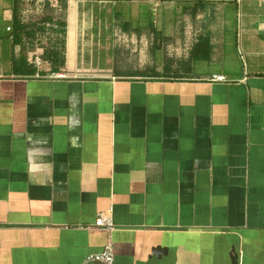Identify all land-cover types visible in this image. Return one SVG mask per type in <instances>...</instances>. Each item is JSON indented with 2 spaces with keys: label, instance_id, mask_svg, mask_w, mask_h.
<instances>
[{
  "label": "crops",
  "instance_id": "1",
  "mask_svg": "<svg viewBox=\"0 0 264 264\" xmlns=\"http://www.w3.org/2000/svg\"><path fill=\"white\" fill-rule=\"evenodd\" d=\"M134 2L179 7L210 38V59L178 79L120 77L114 54L88 55L77 33L55 72L22 60L9 36L0 264H83L110 240L114 264H233L234 250L239 264H264V0ZM95 4L68 0V24L72 9L78 18ZM196 4V17L183 10ZM246 4L260 10L238 12ZM13 8L0 0L6 33ZM110 211L112 233L87 229Z\"/></svg>",
  "mask_w": 264,
  "mask_h": 264
},
{
  "label": "rangeland",
  "instance_id": "2",
  "mask_svg": "<svg viewBox=\"0 0 264 264\" xmlns=\"http://www.w3.org/2000/svg\"><path fill=\"white\" fill-rule=\"evenodd\" d=\"M95 5L97 7L85 12L87 15L80 14L78 18L77 12L72 10L68 24L66 9L58 5L48 6L45 0H22L21 18L22 23L28 28V35L24 37L22 49L16 48L18 55L22 60L33 65L39 57L41 64L36 65L42 68L46 54L57 47L56 43L67 44L69 38V49L72 50L78 33V41L88 55L92 54L94 58L103 60L107 59L110 53L114 54L116 69L121 72L146 71L155 64L158 66V71L163 72L167 59L186 60L198 39V33L192 26V18L185 20L181 14H178L181 9L174 5L149 7L142 3H123L117 8L120 19L112 17L116 13L112 4ZM241 10L259 11L260 9L246 4L243 8L241 6L238 8V12ZM97 11L103 14L111 11L110 17L96 19ZM228 11H232L231 8ZM233 11L235 17L230 16L224 20L229 31V35L226 36L227 43H234L232 30L233 28L236 30L239 25L236 6ZM124 21L131 22V27L127 31L123 27ZM61 22L67 23L65 34L61 32ZM77 23L80 24V28L77 27ZM81 26L86 29H81ZM159 31L163 32L165 39L159 44L161 48L156 49L158 44L155 32ZM9 36L11 31L6 33V25L0 22V46L3 49L0 52V63L5 65L9 63L11 55Z\"/></svg>",
  "mask_w": 264,
  "mask_h": 264
},
{
  "label": "trees",
  "instance_id": "3",
  "mask_svg": "<svg viewBox=\"0 0 264 264\" xmlns=\"http://www.w3.org/2000/svg\"><path fill=\"white\" fill-rule=\"evenodd\" d=\"M21 1L22 0H14V8H13V19L11 27H9V31H11V37L13 39L14 45H21L24 37L28 35V28L26 25L22 23L21 18ZM48 6L60 5L61 8L66 9L68 7V0H45ZM95 1L97 4H114L116 10L115 12V19H120L119 11H117L118 5L123 3H135L134 0H90ZM95 7H97L95 5ZM95 7H85V12L95 8ZM202 9V4H196L192 8H183L184 11H189L192 14V17H196L198 11ZM73 10V9H72ZM76 12V11H74ZM45 21V20H44ZM61 32L63 34L66 33V22H61ZM123 27L127 31L131 27V22L124 21ZM139 30V29H136ZM157 46L156 49H160L162 40L165 38L163 37V32H155ZM57 48L48 52L46 55V61L51 64L52 70L55 72H59L61 70L66 69V59H65V51H66V44L65 42L61 44L56 43ZM61 47V48H60ZM211 42L209 37L201 36L198 39V42L192 47L189 57L186 60L176 61L174 59H167L163 66V72H159L157 69V65L155 64L152 68L146 71L140 70H129L126 72H121L116 69L114 64V73L120 77H130V78H150V79H173V78H182L181 72H191L193 69V64L196 61H207L210 59L211 53ZM33 75L36 73V70H29Z\"/></svg>",
  "mask_w": 264,
  "mask_h": 264
},
{
  "label": "built area",
  "instance_id": "4",
  "mask_svg": "<svg viewBox=\"0 0 264 264\" xmlns=\"http://www.w3.org/2000/svg\"><path fill=\"white\" fill-rule=\"evenodd\" d=\"M24 13V12H23ZM10 29L8 28V31ZM36 64L40 65V58H36ZM35 64V65H36ZM36 65V66H37ZM214 81L216 82H227L224 76H215ZM87 229H101L106 230L109 233H112L116 228L111 217V211L107 213L97 214L95 223ZM115 263V254H114V245L110 240L105 248L98 254H92L86 258L83 264H114Z\"/></svg>",
  "mask_w": 264,
  "mask_h": 264
},
{
  "label": "water",
  "instance_id": "5",
  "mask_svg": "<svg viewBox=\"0 0 264 264\" xmlns=\"http://www.w3.org/2000/svg\"><path fill=\"white\" fill-rule=\"evenodd\" d=\"M231 259H232V263L233 264H239V256H238V254L236 253L235 250L232 253Z\"/></svg>",
  "mask_w": 264,
  "mask_h": 264
}]
</instances>
